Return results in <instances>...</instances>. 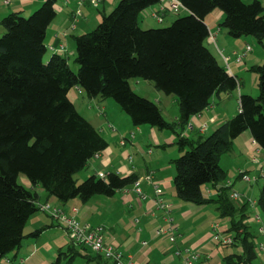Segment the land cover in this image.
<instances>
[{"label": "trees", "instance_id": "obj_1", "mask_svg": "<svg viewBox=\"0 0 264 264\" xmlns=\"http://www.w3.org/2000/svg\"><path fill=\"white\" fill-rule=\"evenodd\" d=\"M180 1L186 14L168 26L144 28L142 11L160 7L162 0H118L94 29L75 34L78 70L61 54L47 58V30L57 16L56 0L43 1L29 16L11 12L1 19L5 33L0 37V264L21 245L28 221L39 211L35 186L63 203L77 197L87 202L98 194L113 196L138 180L136 173L112 171L78 183L76 174L108 146V140L70 100L68 93L75 86L89 97L114 99L136 126L172 129L174 143L183 152L172 159L177 196L195 204L213 203L219 217L229 220L233 246L239 249L225 254L222 264H255L256 234L246 220L251 215L249 203L237 205L230 198L221 159L245 131L264 149V61L252 66L258 74V95L242 93L239 111L208 135L195 139L185 131L191 117L207 109L216 93L232 92L241 84L208 47L205 17L221 9L225 14L221 25L231 36L254 35L263 44L264 4ZM132 79L149 80L159 91L175 95L179 120L168 121L156 100L133 89ZM21 176L32 187L21 183ZM208 184L218 189L217 194L204 196L202 189ZM257 204L264 216V183ZM42 232L39 228L30 235ZM70 248L67 251L77 253L73 243ZM88 250L110 262L102 252Z\"/></svg>", "mask_w": 264, "mask_h": 264}, {"label": "crops", "instance_id": "obj_2", "mask_svg": "<svg viewBox=\"0 0 264 264\" xmlns=\"http://www.w3.org/2000/svg\"><path fill=\"white\" fill-rule=\"evenodd\" d=\"M43 1L45 0H10V3H6L5 0H0V20L11 12L25 13L34 10ZM261 1L264 4V0ZM162 4L165 6V10L162 11L165 20L173 11L168 7V0H162ZM85 5L89 6V4ZM77 6V0L60 2L56 0L57 16L47 30L46 42L49 47L47 58L58 53L69 60V56L76 52L75 34L88 31L84 20H78L80 25L77 23L75 29H70ZM101 6L106 8V0ZM156 8H159L158 5L151 6L148 10ZM224 16V11L217 8L207 14L205 22L209 26L210 34L215 37V43L223 58L229 57V62L225 61L228 72L237 75L241 84L232 92L216 93L207 109L191 117L185 134L195 139L200 135H206L209 131L211 133L239 111L240 95L253 90V87L249 86L247 75L253 71L252 66L264 61V43L260 44V50L253 43L254 38L231 36L221 25ZM149 17L156 20L151 15H143V18ZM144 23L150 26L146 21ZM78 29L81 30L79 33ZM209 38L207 42L213 43ZM248 45L251 46V50L241 61H238L237 54L245 50ZM256 83L257 78L254 79L253 84ZM68 96L78 110L100 129L108 140V146L90 159L88 167L79 172L81 174H76L79 175L77 181L84 180L90 175L107 176L112 171L122 175L136 173L138 180L133 185L118 190L113 196L98 194L87 202L77 197L63 203L49 195L43 187L35 186L38 201L59 205L66 213L77 214L83 223L104 226L106 241L117 243L125 259L131 261V264H183V259L192 256L194 250L201 251L195 261L197 264H222L225 254L239 249L233 244L220 246L213 241L214 222L220 221L230 227L227 218L219 217L215 204H195L177 196L174 186L176 170L172 162V154L166 147L174 143L176 133L170 134L150 125L136 126L111 100L89 97L77 86L70 89ZM156 96V101L160 104L165 117L168 110H174V106L178 104L175 95H167L158 90ZM93 104H97L99 112L90 109ZM175 118L176 121L179 120V111L175 113ZM203 125L207 127L205 131L200 130ZM132 133H134L133 137ZM258 145L251 133L245 131L234 140L231 152L226 154L229 160L227 159L226 165L222 164L227 169V180H232V187L245 195L247 200L245 202L252 199L249 195V190L253 187L251 183L254 181L258 183L259 179L264 177V160H260L259 163L253 160L254 150ZM263 152L264 149L261 157ZM237 169H244L248 174H254L255 180L244 181L237 173ZM254 170L257 173L252 172ZM149 174L159 182L165 198L173 204L171 214L177 227L175 242L154 233V228L164 224L165 219L164 211L156 203L155 185L147 179ZM20 181L27 187H32L31 181L26 176H21ZM206 189L210 190V195H207ZM202 190L205 192V197L206 195L210 197L217 194L218 189L208 184L204 185ZM258 209L260 211L259 207ZM256 211L257 208L249 204L251 215L246 220L249 224H258L257 228L253 227L258 252L255 264H264V232L260 229L261 224L264 225L263 222L251 219ZM39 228H43L41 235L38 237L30 235V232ZM144 240L147 244L142 243ZM70 247L68 232L59 221L48 212L38 211L28 221L21 245L6 257L12 264H110L105 258L90 253L86 247H75L77 253L73 254ZM176 250H179V253H175Z\"/></svg>", "mask_w": 264, "mask_h": 264}, {"label": "built area", "instance_id": "obj_3", "mask_svg": "<svg viewBox=\"0 0 264 264\" xmlns=\"http://www.w3.org/2000/svg\"><path fill=\"white\" fill-rule=\"evenodd\" d=\"M102 0H78V4L81 6L85 2H88L91 6L98 7L101 4ZM6 3H10V0H5ZM159 7V6H158ZM168 7L169 9L182 12L186 10V7L182 4L180 0H168ZM165 6L163 4L160 5L159 8L148 10L144 9L142 11L143 15H151L156 18L159 22L163 20V15L160 13V9H164ZM83 16L82 10L77 8L73 14V20L71 22L70 29L73 30L77 27V22L80 17ZM209 38L211 42H215V37ZM54 48V46H51ZM64 48V46H62ZM251 50V46L248 45L245 50L239 52L237 54L238 61H241L243 56L247 54V52ZM225 61L229 62V57L224 56ZM206 125L201 126L200 130L204 131L206 129ZM125 142L124 140L122 141ZM261 146H256L254 150V157L253 160L256 162H260L261 160ZM237 173L241 175V178L244 181L252 182L255 180V177H252L248 174V172L244 169H237ZM104 174H102L103 176ZM147 179L152 181L156 188V203L158 207H160L163 211V217L165 219L164 224L157 225L154 228V233L156 235L165 236L171 242H175L177 240V227L174 221V218L171 214L173 204L170 200L165 198L164 190L159 186V182L153 178L152 174L147 176ZM225 185L229 187V196L236 204H244L246 200L245 195H243L240 191L235 190L232 185V180H227ZM140 190V189H139ZM207 195H210V190L206 189ZM203 194L205 192L203 191ZM214 194V193H213ZM206 195V197H208ZM249 204L252 207L257 208V211L252 215V220H256L257 222H263V218L261 212L258 209L257 200L249 199ZM39 211L48 212L51 214L55 219H57L60 225L68 232L70 237L71 243L74 244L76 248L80 247H88L96 252H102L106 258L112 264H131V261H127L125 259L124 253L120 250L117 243H111L106 241L105 239V227L102 225H92L90 223H83L77 214H68L65 210L59 206L54 205L50 202H37ZM213 232H212V239L213 241L220 246H227L233 244L234 242V234L230 231L229 227L225 225L223 222L216 221L212 224ZM260 229L264 232V226H260ZM143 244H147V241L144 240ZM175 253H179V250H176ZM201 254L200 250H194L192 256L184 258L183 264H197L195 261ZM1 264H12L9 258H4Z\"/></svg>", "mask_w": 264, "mask_h": 264}, {"label": "rangeland", "instance_id": "obj_4", "mask_svg": "<svg viewBox=\"0 0 264 264\" xmlns=\"http://www.w3.org/2000/svg\"><path fill=\"white\" fill-rule=\"evenodd\" d=\"M57 1H62V0H57ZM118 3V0H106V8H104V6H100L98 8H95V7H90V5H82L81 6V10L83 12V16L80 17L79 20H84L86 23H87V29L88 31L94 29L99 23L100 21L102 20L103 18V14H108L110 13L114 7L116 6V4ZM78 7V6H77ZM36 9V8H35ZM34 9V10H35ZM34 10H31V11H26L25 13H23L25 16H29L31 13H33ZM186 14V12H181V13H176V12H172V14L168 15V17H166V19L163 21V22H158L156 21L155 19H153L152 17H149V18H143L144 21H146L148 23V25L150 26H147V24L143 22H141L142 26L144 28H148V27H162V26H168L170 25L177 17H179L180 15H184ZM173 19V20H171ZM1 21V20H0ZM78 23V22H77ZM79 24V23H78ZM80 25V24H79ZM226 29V28H224ZM0 37L5 33V29L3 27V25L0 24ZM81 30L78 29L77 32L79 33ZM250 38H254V41L253 43L255 44V46L261 50V45L258 43L256 37L254 35H246ZM211 34H210V38H211ZM207 45L208 47L215 53V55L218 57L219 61L224 64L225 66H228L227 63L225 62L224 58H223V55L221 53L220 50H218L217 48V45L215 42L213 43H208L207 42ZM69 64L70 66L74 69V70H78V64L76 62V52L74 53V55H70L69 56ZM257 78V83L256 84H253L254 83V79ZM247 79H248V82H250L249 86L250 87H253L251 90L252 92H250V94L256 96L259 94V87H258V74L255 72V71H250L247 75ZM131 85L133 87V89L138 92L139 94L143 95V96H146L152 100H156L157 99V96H156V92L158 91V89L155 88L153 82L149 81V80H139V79H132L131 80ZM109 100H111L115 105L118 106V108L120 110H122V112H124V114L126 116L129 117V115H127V113H125V111H123L122 107L120 106V104L115 101L114 99L112 98H109ZM235 104V102H234ZM97 104H93V107H91L90 109L93 111V112H99V110L97 109ZM100 107V106H99ZM234 107L232 106V109ZM113 113H116L115 110L113 108H110ZM111 110H110V114H111ZM169 112H165L167 115V120L168 121H171V122H175L176 121V118H175V113L179 111V106L178 104L174 106V110L170 109L168 110ZM102 112V111H100ZM177 129V128H176ZM166 132H169L170 134L174 133L172 131V129H162ZM205 131V130H204ZM210 133L207 132L206 135H208ZM167 149H168V152L170 154H172V157L173 158H176L178 156H180L183 152L178 148L177 144L176 143H173V144H170V145H167L166 146ZM229 160L228 157H226V155L223 157L222 159V164L226 165L225 163ZM261 160H264V152L262 154V157H261ZM252 172H255L257 173V171H252ZM81 174V173H79ZM250 176H254V174H249ZM79 175H76V179ZM259 178V177H258ZM83 180H78V183L82 182ZM264 183V177H261L259 179V182H252V188L249 190L250 192V196L251 198H258L259 194H260V189L262 187ZM242 205V204H240ZM263 217V225H264V216ZM258 224H253L254 227H256ZM257 228V227H256Z\"/></svg>", "mask_w": 264, "mask_h": 264}]
</instances>
